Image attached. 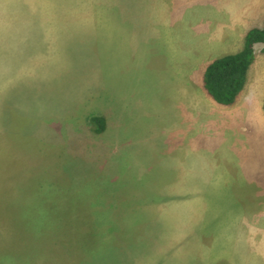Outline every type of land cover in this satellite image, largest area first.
<instances>
[{
  "label": "rangeland",
  "instance_id": "1",
  "mask_svg": "<svg viewBox=\"0 0 264 264\" xmlns=\"http://www.w3.org/2000/svg\"><path fill=\"white\" fill-rule=\"evenodd\" d=\"M233 1L0 0V264H264V44L203 87Z\"/></svg>",
  "mask_w": 264,
  "mask_h": 264
},
{
  "label": "trees",
  "instance_id": "2",
  "mask_svg": "<svg viewBox=\"0 0 264 264\" xmlns=\"http://www.w3.org/2000/svg\"><path fill=\"white\" fill-rule=\"evenodd\" d=\"M258 44H264V27L251 28L245 35L242 49L218 57L206 66L203 87L216 103L225 106L235 103L247 83L249 70L255 60V47ZM91 125L95 131L103 132L107 127L106 118L93 115Z\"/></svg>",
  "mask_w": 264,
  "mask_h": 264
},
{
  "label": "crops",
  "instance_id": "3",
  "mask_svg": "<svg viewBox=\"0 0 264 264\" xmlns=\"http://www.w3.org/2000/svg\"><path fill=\"white\" fill-rule=\"evenodd\" d=\"M232 11L237 15L235 17L237 22L227 38L231 42L233 40L236 42L238 39L243 40L251 28L264 27V0H234ZM240 49L241 45H239Z\"/></svg>",
  "mask_w": 264,
  "mask_h": 264
}]
</instances>
